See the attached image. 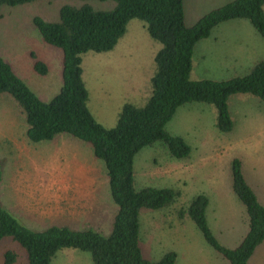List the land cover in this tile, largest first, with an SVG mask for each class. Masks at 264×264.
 <instances>
[{"label":"rangeland","instance_id":"obj_1","mask_svg":"<svg viewBox=\"0 0 264 264\" xmlns=\"http://www.w3.org/2000/svg\"><path fill=\"white\" fill-rule=\"evenodd\" d=\"M228 1L184 0V20L192 24ZM83 4L105 10L111 9L114 1L35 0L0 6V56L42 100H49L61 86L62 52L42 41L33 17L55 21L61 6ZM229 22L237 25L213 29L211 34L218 38L210 42L214 53L230 47L245 56L240 68L239 63L220 60L214 54L202 60L197 43L192 54V78L227 79L245 73L247 70L243 69L257 57L264 58V38L256 37V43L250 35L249 29L253 27L249 21ZM115 47L106 52L87 51L81 55L82 77L89 94L88 108L96 120L108 128L116 124L125 101L140 106L147 100L150 76L155 70L154 55L161 43L151 38L141 19L132 18ZM213 48L204 50L211 52ZM35 58L48 64L47 74L41 75L33 69ZM228 107L233 128L221 132L216 127L214 105L194 101L178 106L166 123V129L180 135L190 146L187 157L170 156L159 141L135 153L136 188L153 186L179 191L165 207L140 210V247L145 257L157 259L173 250L177 253V264H228L204 240L193 220L187 215L180 219L177 212L187 207L195 195L206 194L209 199L206 220L212 233L227 247L238 244L246 231V220L243 205L231 190L229 162L234 156H240L245 162L244 178L264 204V173L253 171L249 165V162L264 165V108L256 96L247 93L231 95ZM25 131L20 106L10 94L0 93L1 205L32 229L55 224L75 229L92 228L108 234L116 205L110 195L103 162L94 157L90 145L66 137L67 134L32 142ZM7 247L17 249L9 239L0 240V264H3ZM50 264L92 262L88 252L66 247L55 253ZM248 264H264V241L257 245Z\"/></svg>","mask_w":264,"mask_h":264},{"label":"trees","instance_id":"obj_2","mask_svg":"<svg viewBox=\"0 0 264 264\" xmlns=\"http://www.w3.org/2000/svg\"><path fill=\"white\" fill-rule=\"evenodd\" d=\"M35 0H0L15 6ZM111 9L90 5H63L58 19L46 21L35 16L42 41L59 48L61 86L49 100L37 96L0 56V93L10 94L18 103L29 141L64 136L90 145L94 157L103 162L111 198L116 205L108 234L92 228L75 229L50 225L32 229L22 224L0 203V240L17 246L3 252V264H50L55 253L72 247L86 251L92 264H176L177 254L170 250L157 259L145 257L140 247L141 209L157 210L170 204L179 191L166 187L136 188L133 158L144 146L159 141L170 156H189L190 146L166 129L178 106L205 102L216 108V127L221 132L233 128L228 99L236 93L256 96L264 108V58L258 59L243 75L228 79H191L192 54L197 41L209 35L220 22L245 18L264 38V0H230L200 16L194 23L184 20V0H113ZM141 19L151 38L161 47L154 55L155 70L150 77L151 92L143 105L124 102L113 127H105L88 108V90L82 77V54L106 52L117 44L130 19ZM33 69L45 75L48 64L35 58ZM231 187L244 206L247 229L234 247L221 244L206 220L208 197L195 195L177 215L190 217L204 240L228 264H248L257 245L264 241V206L258 201L242 171V161L230 159Z\"/></svg>","mask_w":264,"mask_h":264},{"label":"crops","instance_id":"obj_3","mask_svg":"<svg viewBox=\"0 0 264 264\" xmlns=\"http://www.w3.org/2000/svg\"><path fill=\"white\" fill-rule=\"evenodd\" d=\"M223 5V4H222ZM240 20V19H245V18H233V19H230V20H226V21H223V22H220L219 24H217L216 26H214L212 29H211V31L213 30V29H219L220 27H235L237 24H233V25H231V24H228V23H230L229 21H234V20ZM247 20V19H246ZM250 23V22H249ZM188 24V23H187ZM251 24V23H250ZM252 25V24H251ZM240 26H242V25H240ZM252 29L253 30H250L249 29V31H250V35H251V37H253L254 39H255V41H256V43L258 44V40H257V38L256 37H262L257 31H256V29L254 28V26L252 25ZM211 31H210V33H209V35L208 36H210V38H207V37H205V38H202V40L200 39L199 41H197L196 42V44L198 43V46H197V49H199L198 50V54H200V58L202 59V60H204L208 55H211V54H214V55H216V57L218 58V59H220V60H227V61H229V62H232V63H239V68H240V66H241V62L245 59V56H242V55H239V53H237V52H235V51H233V50H231V48L230 47H227L226 49H224L223 51H219V52H217V53H214V48H213V46L211 45V42H210V39H213V41L214 40H217V38H218V36L217 35H212L211 34ZM237 42V41H236ZM240 43H243V42H241V41H239ZM247 42H248V44L249 45H251V41H249V40H247ZM200 43V44H199ZM195 44V45H196ZM116 46V45H115ZM114 46V47H115ZM195 47V46H194ZM207 47H211V48H213V51H211V52H207V51H205L204 49L205 48H207ZM116 50V47H115V49L113 50V51H115ZM194 51V50H193ZM249 54H250V52H249ZM260 58H263V57H257L256 59H254V61H253V63L250 65V66H252L258 59H260ZM193 63V62H192ZM250 66H247L245 69H243V70H248L249 69V67ZM83 69V68H82ZM191 69H192V67H191ZM214 70H217V68H213ZM224 69V68H223ZM225 70H226V68H225ZM239 70V69H238ZM242 70V71H243ZM192 71V70H191ZM191 71H190V75H191ZM241 71V72H242ZM238 72V71H237ZM247 72V71H246ZM245 72V73H246ZM83 73V72H82ZM245 73H242V74H240V73H238L239 75H243V74H245ZM234 76H238V75H234ZM151 77V76H150ZM233 77V76H232ZM190 78L191 79H198V78H192L191 76H190ZM201 79H214V80H218L216 77H211V76H209V77H202ZM228 79V78H227ZM223 80V79H222ZM151 92V89H150V91H149V93ZM144 93H146L147 94V90L144 92ZM138 94V93H137ZM150 95V94H149ZM126 102V101H125ZM131 102V101H130ZM133 103V102H132ZM135 104V103H134ZM240 159H241V161H242V171H243V165L245 166V162L243 161V159L240 157V156H238ZM259 162H255V163H253L252 164V162H249V165H251V167H252V169H253V171H257V172H259V174H261V173H264V165H260V164H258ZM231 183H232V180H231ZM248 183V182H247ZM249 184V183H248ZM250 185V184H249ZM251 186V185H250ZM251 188L253 189V187L251 186ZM231 190H232V187H231ZM254 191V190H253ZM233 192V191H232ZM234 193V192H233ZM254 193H255V191H254ZM204 194V193H203ZM206 195V194H205ZM255 195H256V197H257V199H258V201L264 206V204L260 201V199L258 198V196H257V194L255 193ZM207 196V195H206ZM209 200V199H208ZM243 212H244V216H245V220H246V229H247V216H246V212H245V209H244V206H243ZM180 219H182V218H180ZM246 232V231H245ZM245 234V233H244ZM244 234H243V236H244ZM242 236V237H243ZM242 239V238H241ZM240 242V241H239ZM262 243V242H261ZM237 245V244H236ZM234 247V246H233ZM257 247V246H256ZM255 251V250H254ZM254 253V252H253ZM252 253V254H253ZM177 254V253H176ZM251 257V256H250ZM176 264H177V258H176Z\"/></svg>","mask_w":264,"mask_h":264}]
</instances>
